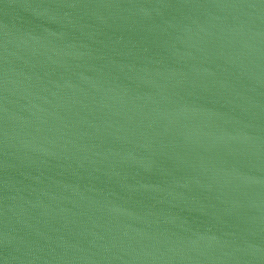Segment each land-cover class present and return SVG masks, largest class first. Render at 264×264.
<instances>
[{"label":"water","instance_id":"water-1","mask_svg":"<svg viewBox=\"0 0 264 264\" xmlns=\"http://www.w3.org/2000/svg\"><path fill=\"white\" fill-rule=\"evenodd\" d=\"M0 264H264V0H0Z\"/></svg>","mask_w":264,"mask_h":264}]
</instances>
